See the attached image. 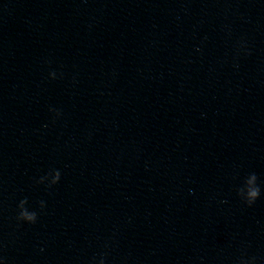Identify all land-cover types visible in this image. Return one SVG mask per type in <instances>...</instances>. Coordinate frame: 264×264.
<instances>
[{
	"label": "clouds",
	"instance_id": "clouds-1",
	"mask_svg": "<svg viewBox=\"0 0 264 264\" xmlns=\"http://www.w3.org/2000/svg\"><path fill=\"white\" fill-rule=\"evenodd\" d=\"M197 51H200L198 48ZM52 78L56 77V73L53 72L50 74ZM53 111L56 116H59L60 113L55 109H50ZM61 178V173L58 169H52L49 173L43 177H41L37 183L44 184L47 181V187L51 188L54 185L58 184ZM237 195L241 198V200L247 204L249 207L255 204V202L260 198L261 195V187L258 184V177L255 173H251L244 180L243 185L236 189ZM39 208L43 211L46 208V202L41 200L39 202ZM17 216L16 220L18 223H27V224H35L39 218V214L36 210L31 209L28 206V199L25 197L21 199L17 205ZM0 260H3V257L0 256ZM255 258L244 259L241 258L240 264H254ZM100 264H103V260L100 261Z\"/></svg>",
	"mask_w": 264,
	"mask_h": 264
}]
</instances>
